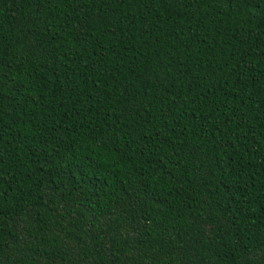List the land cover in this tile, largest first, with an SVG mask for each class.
Listing matches in <instances>:
<instances>
[{
  "label": "trees",
  "instance_id": "obj_1",
  "mask_svg": "<svg viewBox=\"0 0 264 264\" xmlns=\"http://www.w3.org/2000/svg\"><path fill=\"white\" fill-rule=\"evenodd\" d=\"M0 264H264V0H0Z\"/></svg>",
  "mask_w": 264,
  "mask_h": 264
}]
</instances>
